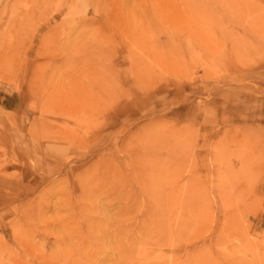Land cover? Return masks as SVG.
<instances>
[{"label":"rangeland","instance_id":"obj_1","mask_svg":"<svg viewBox=\"0 0 264 264\" xmlns=\"http://www.w3.org/2000/svg\"><path fill=\"white\" fill-rule=\"evenodd\" d=\"M0 48V264H264V0H0Z\"/></svg>","mask_w":264,"mask_h":264},{"label":"bare ground","instance_id":"obj_2","mask_svg":"<svg viewBox=\"0 0 264 264\" xmlns=\"http://www.w3.org/2000/svg\"><path fill=\"white\" fill-rule=\"evenodd\" d=\"M1 49V48H0ZM236 261V260H235Z\"/></svg>","mask_w":264,"mask_h":264}]
</instances>
